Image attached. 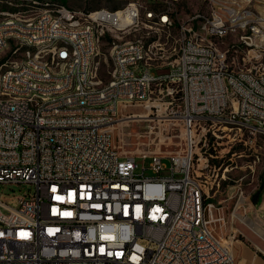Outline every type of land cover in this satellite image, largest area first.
I'll return each instance as SVG.
<instances>
[{"label": "built area", "instance_id": "built-area-1", "mask_svg": "<svg viewBox=\"0 0 264 264\" xmlns=\"http://www.w3.org/2000/svg\"><path fill=\"white\" fill-rule=\"evenodd\" d=\"M175 1L85 11L37 0L0 9V52L3 33L18 32L14 49L36 36H59V43L24 56L10 51L1 63L23 64V71L0 91V185L26 183L33 191L15 196L16 206L0 199V264H238L216 231L225 216L212 198L227 167L212 163L218 142L209 133L218 136L221 125L234 128L233 120H242L237 129L255 151L253 164L264 154V64L246 65L264 56L255 53L264 47L251 41L261 30L248 26L252 12L237 0H207L224 4V11L194 13L171 28L165 15L178 16ZM232 21L248 27L240 40L255 46L250 56L232 43L241 73L227 68L228 46L213 47L224 31H237ZM146 25H153L151 40L140 37ZM106 28L117 36H107ZM65 36L76 43L71 72H61ZM104 41L117 59L107 80L100 77ZM92 53L100 61L90 69V84H82L80 63ZM126 75H133L134 91H127ZM8 86H21L22 94L8 93ZM146 103L148 113L181 120L182 151L165 157L119 149L113 130L136 119L141 112L134 106Z\"/></svg>", "mask_w": 264, "mask_h": 264}, {"label": "rangeland", "instance_id": "rangeland-1", "mask_svg": "<svg viewBox=\"0 0 264 264\" xmlns=\"http://www.w3.org/2000/svg\"><path fill=\"white\" fill-rule=\"evenodd\" d=\"M40 2L49 1V3H60L70 8L91 10L95 8L115 9L121 7L128 1H137L146 7H163L170 0H39ZM239 7H243L246 11H251L250 25L255 23L262 31L256 35L254 41L258 46L264 47V0H237ZM26 3V2H24ZM18 6V5H17ZM12 9L14 10L15 7ZM176 13L178 16H172L174 27L178 26V22L186 20L194 13H204L209 15L215 8L209 5L207 0H177L175 1ZM0 9H6V5L0 2ZM242 10V9H241ZM250 19V18H249ZM248 27H239L233 34L218 39L217 43L221 48L227 45L237 43L240 50L253 54L252 48L240 40L242 34L246 33ZM153 28L140 30V37L146 36V40H151ZM220 40V41H219ZM32 46V44H30ZM14 47V41L9 40V45L4 51L0 52V71L4 69L1 64L9 55ZM25 47L20 50L18 56L22 55ZM250 50V52H249ZM258 50V49H257ZM255 53H264V49H260ZM109 44L105 41L102 44L101 61H107L100 70V77L103 80L108 78V70L111 68V60L109 56ZM256 55V54H255ZM15 56V55H14ZM100 61V54L98 57ZM237 61V60H236ZM240 65L243 64L241 55H238ZM246 65L259 66L264 64V56L251 58L246 61ZM149 104V103H146ZM134 110L146 112L144 105L134 106ZM149 113V119H136V121H119L113 130L116 145L125 154L140 153H156L167 157L176 152L182 151L184 148V129L181 120L178 119H162L161 111L152 109ZM121 122V123H120ZM218 136L209 133L211 140H216L215 154L212 159L216 167L220 165L221 170L227 167V179L223 182L220 190L213 196L212 201L219 203L224 211V222L216 228L217 234L225 243H230L235 253L238 264H264V237L258 236L250 227L245 225L234 213H245L255 220L261 227H264V191L261 192L256 203L251 201L252 194L260 185V178L264 173V154H256L253 164V154L255 151L249 144H244L246 135L237 128L224 127L221 125L216 131ZM210 150H213L210 146ZM222 156V157H221ZM221 157V158H220ZM149 159L144 161L146 165ZM258 161V162H257ZM138 167L136 172H141L143 160L136 158ZM146 175H151L149 171H145ZM33 186L26 183H10L0 185V199L12 206L17 205L15 196L23 195L24 192H32ZM239 203L236 205V202ZM238 207V208H237ZM3 213L8 211L1 208Z\"/></svg>", "mask_w": 264, "mask_h": 264}, {"label": "bare ground", "instance_id": "bare-ground-1", "mask_svg": "<svg viewBox=\"0 0 264 264\" xmlns=\"http://www.w3.org/2000/svg\"><path fill=\"white\" fill-rule=\"evenodd\" d=\"M0 2L6 5V9H3V10H13L12 7L17 6V5L35 6V4H37V0H0ZM38 4H45V2H40L38 0ZM49 7H51V9H61L62 4L49 3ZM219 11H224V4H216L215 8L210 12L209 15H206V16L217 17V15L219 14ZM251 20L252 18L248 17V26H257L255 23L250 25ZM165 22H171V28H175L174 21L171 15H165ZM146 27L153 28V25H146ZM239 27H241V22L239 21L230 22V29H238ZM176 28H178V26ZM242 28H245V27H242ZM233 33H235V31H224L223 34L221 35V38H224L227 35H230ZM261 33L262 31L260 32V34ZM106 35L107 36H117V29L106 28ZM141 37H144V36H141ZM145 37H144V40H146ZM12 39H18V32H11V36H10V33H3L4 49L8 47L9 40H12ZM217 40L218 39L213 40V47L221 48L219 44L217 43ZM251 41L253 42L254 39L252 38ZM54 43H59L58 35L36 36V38L34 39H27V40L21 41L19 43V46L16 47V49H14L13 47L12 51H14L15 56H18V54L20 53V50L23 47H25L21 55V56H24V55H27L28 53H31V51H40V49L45 44H54ZM30 44H32V46H30ZM227 46H228V52L225 53V62H227V68H234V73H241V66H234V54L233 53L237 51V44H229ZM227 46L225 48H227ZM65 47L67 48V50L64 51L62 55L61 72H71L73 71V68L75 67V50H76V43L74 41L73 36H65ZM88 47H95V38H88ZM0 50H1V43H0ZM99 54L100 53H92L91 56H88L87 59H83L82 63H80L82 84H90V69L91 67H96V65L98 64ZM109 56H110V53H109ZM110 60H111L110 70H115L117 66V59L110 58ZM3 65L5 67L2 71H0V91L5 90L6 80H11V76H22V71H23V64L4 63ZM126 86H127V91H134L133 75H126ZM26 88H33V81H26ZM8 93L22 94V87L21 86H8ZM40 100H47V92H40ZM144 107L145 109L147 108V111L145 113L141 112L139 115H136L135 116L136 119L137 118H139L138 120L149 119L150 116L148 113L149 112L148 104H146ZM136 119H133L131 121H136ZM233 127L242 128V120H233ZM239 201H241V199H239L236 202V205L239 203ZM234 216L237 217L243 223H245V225L250 227L258 236L264 237V227H261L249 215L245 213H234ZM228 245L230 246V243H228Z\"/></svg>", "mask_w": 264, "mask_h": 264}, {"label": "trees", "instance_id": "trees-1", "mask_svg": "<svg viewBox=\"0 0 264 264\" xmlns=\"http://www.w3.org/2000/svg\"><path fill=\"white\" fill-rule=\"evenodd\" d=\"M262 191H264V173H262V175H261L260 185H259L258 189L251 196V201L253 203H256L258 201L259 196H260Z\"/></svg>", "mask_w": 264, "mask_h": 264}]
</instances>
